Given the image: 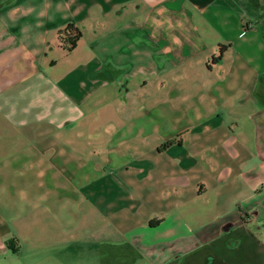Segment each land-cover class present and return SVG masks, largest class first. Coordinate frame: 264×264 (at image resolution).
I'll return each instance as SVG.
<instances>
[{
  "label": "crops",
  "instance_id": "crops-1",
  "mask_svg": "<svg viewBox=\"0 0 264 264\" xmlns=\"http://www.w3.org/2000/svg\"><path fill=\"white\" fill-rule=\"evenodd\" d=\"M0 264H264V0H0Z\"/></svg>",
  "mask_w": 264,
  "mask_h": 264
},
{
  "label": "trees",
  "instance_id": "trees-1",
  "mask_svg": "<svg viewBox=\"0 0 264 264\" xmlns=\"http://www.w3.org/2000/svg\"><path fill=\"white\" fill-rule=\"evenodd\" d=\"M173 142V140H169V141H167L166 143H165V145H169V144H171Z\"/></svg>",
  "mask_w": 264,
  "mask_h": 264
}]
</instances>
